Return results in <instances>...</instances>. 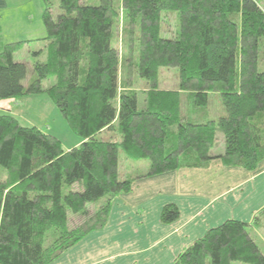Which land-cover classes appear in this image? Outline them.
Returning <instances> with one entry per match:
<instances>
[{
	"label": "trees",
	"instance_id": "1",
	"mask_svg": "<svg viewBox=\"0 0 264 264\" xmlns=\"http://www.w3.org/2000/svg\"><path fill=\"white\" fill-rule=\"evenodd\" d=\"M42 1L46 35L0 46V99L46 93L80 142L65 150L0 113V264H51L101 230L136 180L264 160V0ZM163 11L178 13L169 38ZM161 67L177 88H159ZM69 214L84 219L70 226ZM179 214L166 204L160 220ZM263 214L209 228L173 264H264Z\"/></svg>",
	"mask_w": 264,
	"mask_h": 264
},
{
	"label": "crops",
	"instance_id": "2",
	"mask_svg": "<svg viewBox=\"0 0 264 264\" xmlns=\"http://www.w3.org/2000/svg\"><path fill=\"white\" fill-rule=\"evenodd\" d=\"M28 1L0 0V46L24 41V49L32 43L26 41L45 36L44 31L36 34L35 28L20 24L26 20L21 6ZM18 53L15 58L19 60ZM22 104L14 98L0 99V113L17 117ZM170 203L180 214L175 222L166 224L160 214ZM263 208L264 160L254 171L213 160L204 168H181L145 177L113 200L101 230L89 233L51 264H173L209 228L227 219L250 223ZM262 227H255L253 233L263 239Z\"/></svg>",
	"mask_w": 264,
	"mask_h": 264
},
{
	"label": "rangeland",
	"instance_id": "3",
	"mask_svg": "<svg viewBox=\"0 0 264 264\" xmlns=\"http://www.w3.org/2000/svg\"><path fill=\"white\" fill-rule=\"evenodd\" d=\"M85 1V0H83ZM89 1V0H87ZM264 7V3L262 4ZM23 11V16L26 17V20L23 19L22 26L25 28L29 27L30 29H36V34H42L45 28L42 22V12L44 10V4L42 0H29L25 6H21ZM121 13V12H120ZM163 20L161 22L160 27V35L162 37H172L175 35V31L177 29L178 24V13L176 11H163ZM122 22L121 18L118 24V32L120 39ZM44 36V35H43ZM119 45V44H118ZM32 77V70L28 66L25 78L22 80V84H26L28 80ZM178 79H177V70L175 68H163L159 69L158 74V86L161 89H174L177 88ZM139 86V84H138ZM142 87V84H140ZM137 87L141 89V87ZM30 98L23 96L20 98H16L18 102H22L23 106L20 108V111L17 115V119L19 123L23 126H31L34 125L41 129L46 133H50L56 136L60 141L64 148L70 147L74 145L76 141L79 140V137L74 135L70 129L68 128L66 122L61 116L59 109L53 103V101L47 96L46 93H40L29 96ZM13 98L1 99V100H11ZM15 99V98H14ZM218 99L216 97L212 98V102L210 106L218 105ZM21 106V104H20ZM104 137L109 136L108 133H104ZM115 136L112 133L110 136ZM220 137V136H219ZM219 139V138H218ZM221 145L220 141H217V146ZM220 146V147H221ZM217 148V147H216ZM122 157V156H121ZM68 225L72 226L73 224H77L82 221L84 216L79 214L71 215ZM259 224L256 227L264 228V214L261 216ZM257 243L261 248V251L264 253V238H261V235L256 236Z\"/></svg>",
	"mask_w": 264,
	"mask_h": 264
}]
</instances>
